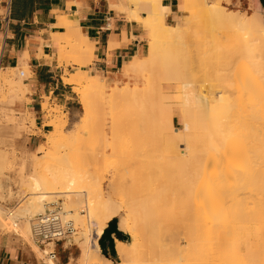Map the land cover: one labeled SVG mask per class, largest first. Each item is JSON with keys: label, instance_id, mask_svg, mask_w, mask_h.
Returning <instances> with one entry per match:
<instances>
[{"label": "rangeland", "instance_id": "1", "mask_svg": "<svg viewBox=\"0 0 264 264\" xmlns=\"http://www.w3.org/2000/svg\"><path fill=\"white\" fill-rule=\"evenodd\" d=\"M126 1H127L128 6L129 5L133 6L135 13L138 12L137 16H135L136 15L135 13H132L131 17L133 19L137 20L138 22H140L142 24L144 30H145L147 49H146L145 56L142 58L146 60L149 58V49H150L151 38H152L151 37L152 36V27L149 24L148 14L139 9V1L140 0H136V1L135 0H126ZM142 1H146V0H142ZM196 2L198 3L199 1L196 0ZM208 2L210 4H215L217 2V0H208ZM198 4H197V6H198ZM176 5H177V9H178V2H176ZM222 5L225 8L226 12L232 13V14H235L237 12L239 16L246 17L248 19L250 18L249 20H251V18L253 19V16L255 18H256V16H259V18L254 22L255 25H252V26H254L255 29H257L258 33H264V8L260 5L258 0H223ZM189 6L192 7V5H189ZM195 15H197L196 8H191L190 12H188L187 14L180 12V19L179 20L184 21L185 17H187L186 21H189L190 19H192L191 21H195L196 20ZM142 17H145V18H142ZM165 22L167 24L171 25V23L168 20V17L165 18ZM176 23H174V24H176ZM182 27H184L185 29L184 28L183 29L186 31L184 33L183 39L185 37L187 40L184 39V42L182 41L183 44L180 46V48L182 50H180V51H183V47H184L185 54H186V56H188V58L186 56L185 57L188 59L189 63H187L188 62L187 60H186L187 62L185 61V59L183 60L182 59L183 57L181 58V60H183V62L185 61V63L188 64V66L185 65L186 67H188L186 69V67L183 66L184 64L182 63L183 64L182 66L185 69L184 74H187V76H185V77L189 78L188 76L191 75V72L193 73L192 76H194V82L189 83L192 87V89L190 88L191 89L190 91H193L195 93V100H194V94L190 93L191 95H193L192 96L193 100L196 101V103H197V100L201 101V103H203V104L205 103V105H203L201 103H198V104H200L202 106H208L209 107L208 103L212 102V101H210V100H212L211 98H214V97L217 98L218 95L220 96L221 94L226 93L225 96H227L231 100L234 99V101H235V99L238 97L237 96L238 93L234 89L233 85L230 87L228 85L222 87V88L227 87L225 89V91L228 90V92L230 94H228L227 92L224 93V90L221 88L220 89H218V88L213 89L211 87L210 91H212V90L214 91V94H213L214 97H212L208 93V92H210L209 86H211V85H209V82H206V80H204V78L207 76V72L209 71L208 76L206 77V78L209 77L208 81H211L210 80L211 75H212V78L214 79V81H216V78H214V77H216L215 75L218 76L216 70L218 72H219V70L220 71L222 70L221 72H223V75H225L224 70L225 69L227 70L228 63L229 64L231 63L230 67H232V68H238V65H237L238 61H241V62L243 61L242 63H245L244 61H246V62L249 61L251 64H253L252 62L255 59V57L257 59V53L258 52L256 54H251L252 56H254V59L251 57V59H253V60H249V59L244 60V59H241L242 57H244L243 54L242 53H236V51H235V49L237 48V44H239L238 40H241V41L256 40V36L253 34V31L250 30L249 28H246L245 32H247L248 34L247 35L243 34L241 31V33L243 34L242 35L240 32L238 33V31L235 32V29L237 28L235 23H233V24H230V23L225 24L224 23V26H222V28L220 27L223 30H221L220 28L215 26V29H214V27H212V29H211L212 31L211 30H210V32H209V30L207 31V32H209L208 34L205 32H200V30H198L199 33L196 35V33H197V32L195 33V30L197 29L196 27L190 28V24L185 23V22L183 23ZM187 33L190 35H188ZM236 33H238V36L240 35L239 36L240 39L238 38V36L237 37L234 36V35H237ZM186 34L188 35L187 37H186ZM230 37H233V39ZM65 41L67 42V44ZM218 41H219V43H218ZM61 42L63 43L64 46H67L69 48V50L71 49V51H73L70 53L68 52V54L65 55L66 58L63 57L65 59H62L63 61L61 63L63 64V62H64L66 67H69V66L75 67L74 69H72V73H77L78 69H81L83 67L79 66L80 62H82V59L80 58V55H78L79 54L78 50L75 51V49H79L80 45H82V47H84V46L86 47L87 41H86L85 36L81 35V39H79V37H76L73 27H71V25H69L67 32L65 34H63V37L61 38ZM220 43H222V44H220ZM73 46H74V48H73ZM222 46H224V47H222ZM219 47H220L222 52L220 50H218ZM0 49H1V47H0ZM226 49H228V50H226ZM233 51H234V53H236V55H234V54L230 55L231 53H233ZM217 52H219V53H217ZM237 52H240V51L237 50ZM215 53H217V54H215ZM182 54L183 53H181V56H183ZM227 56H229V57H227ZM258 56H259V53H258ZM208 59L210 61H208ZM256 59H255V61H256ZM202 60L207 61V63H209V64L208 65L204 64V62ZM211 60H213V61L211 62ZM92 61H93V59H92ZM92 61H90V63H88L87 66L92 64ZM249 62H247V63L249 64ZM200 65H202L203 67ZM210 65H212V66H210ZM214 65L216 67H214ZM87 66H84V67H87ZM207 66H209V67H207ZM224 66H225V68H224ZM76 67H77V69H76ZM20 72L25 73V76L22 77V79H24V81L30 77V71L26 67L19 68V70L16 73V76L17 75L19 76ZM86 72L90 73L89 71H86ZM65 73L67 75H69V71L67 68H65ZM162 74L164 75V73H162ZM10 75L12 76L13 74H10ZM219 75L221 76L222 74H219ZM70 76L71 75H69V77ZM163 77L164 76H161L160 70H158V69L148 70V71H138V72L132 73L128 76H125V78L120 77L119 79L114 80V81L109 80V79H107L101 75V78L104 80L105 84H102L101 82L96 81L91 77L92 80L96 84H98L100 86V88L102 89V91L104 92L103 95H97L98 93L96 94L95 92H94V95L93 94L89 95L92 97V99H91L92 101L96 100L94 102V104H95L94 108L92 107L95 111V113L93 112V114L95 115L94 120L96 119L95 120L96 124L94 125V123H93L91 128H89V126L85 127V125H84L85 122L86 121L90 122V120H91L90 117H92L94 115H92V116L90 115V117H88L90 119L84 118L85 112L83 110V105H82V97H83V89L84 88L75 85L74 91L77 94V103L74 105L73 111L64 110L61 107H58L57 105L52 104L50 101H47L43 105V111H44V113L48 119L47 125L49 126V128L44 133H43V131H40L37 129V127L35 126V123H34L33 116L31 115V113L26 108V103H29L26 99L27 91L24 92L23 94H21V92L20 93L14 92L11 94V91L7 90L8 87H4L3 85H1L3 87H1V90H0V101L7 102L11 99L12 96L14 97V103L9 105L8 109L3 110L1 115H0V119H1L0 125L3 126L6 124V125L14 127V130L12 131V133L10 130H9V133L7 132L9 135H7V133L5 131L4 133H6V134L0 136V142H1L0 148L2 151H5V154L8 153L7 156L10 158L11 164H13L11 170L8 171L7 173L10 176L11 181L16 182L15 184L12 183L11 181L9 182L10 189L13 192L12 193L13 194L12 200H10V201L7 200V202L4 201L1 203L2 208L4 210L6 209L5 213L6 212L8 213L10 211L15 212V215L17 216L15 218H17V219H15L14 221L17 220V223L27 221V219L21 215V210L24 209V205H25L24 200L27 201V198L31 197L32 191L30 190L31 189L30 187L25 186V185L22 186V185L17 184V183L20 182L19 180L21 179V177L27 176V174L31 173L32 164L34 162H39L40 167H39L38 171H40L41 173L49 174V173H54V172H56V173L70 172L72 175H77L78 178H80L79 179L80 181L82 180L79 184L80 186L81 185L88 186L89 184L90 185L92 184L95 186L97 184L102 183L101 186H102L103 193L105 195L106 200H110L114 204L116 203V204H119L121 206L123 205L125 210H124L123 214L121 215V218H125V217L128 218L129 213L132 210H134V213H136V211L139 207H140L139 209L141 210V212L145 210L144 211L145 213H150V215H155V216H151V218H147L148 219L147 220L148 222H147L145 219H143L142 215L140 214L141 212H139L140 210L138 209L139 211L137 214H139L140 217L138 215L139 219H137L138 217H136L135 221L137 222L139 227H141L140 225H142V224H140V222L144 223L146 229L144 228V232H145L144 233L142 230L143 229V227H142V229H141L142 234L144 233V235H145L148 233L149 234V235L147 234L149 236L148 240L150 239L149 240L150 242L151 241L153 242V240H156V241H154L155 242L154 246L157 249H159V247H160V249H161V247H165V248L169 247L170 249H172L173 247L171 248V246H176L178 243H181L184 246L188 242V244L190 243L191 245L194 243L193 246H195V247H197V245H198L197 248L200 247L199 249L196 248L197 250L196 249L194 250L195 247L191 248V251L192 250L194 252L196 251L195 255H197V256H198V253L201 254V256H203V255L206 256V254L209 253L211 257L213 256V257L217 258L218 256H222V254H220V253H226V255L228 257V256H230V254H228L227 251L225 252L224 250L226 249V250L230 251L231 247L233 249L234 244H237L236 247H234L235 248L234 250H236V252H239L240 256L244 255V256H242V258L243 257L245 258L246 255L248 256L250 254L249 251L251 252L250 255L251 256L253 255L252 257H254L256 255L255 252L259 253V249H261V248L259 246L260 245L259 239H257V238H259L258 237V230H259L258 226L259 225H258V223H256L258 220L256 221V218L253 216H252L253 218H250L252 215V212L249 213L248 211L247 212L249 213L250 217L248 215L247 216L250 219L248 217L245 218L244 217L245 215L242 217V215H239V213L242 209L238 208L239 207L238 204L236 205L237 207L236 206L234 207V203H235L234 196L238 194L236 196L238 198L241 194V197H242V195L245 194L244 192L246 190L244 192H242L241 188L243 189L244 187H246V184H245V186H243L244 185L243 184L242 185L243 187L241 186V188L238 187L241 184H238V185L236 184V186L239 188V191L241 190V192L243 193L242 194L241 192H239L240 193L239 194L235 190H234L235 192L233 191V189H232L233 187L231 186L232 183H230V187H232L230 189L229 183L226 181V179L221 180L223 182L225 180V182H227V184H228L227 189L229 188L230 190H232L229 193L228 190L226 189V191L229 193V195L232 192H233L232 193L233 195L235 194L234 196H232L233 198L231 197L232 194L229 196L233 199L232 200L229 198L230 201H232L233 203L232 202L230 203V201L228 203L229 199L226 200V198H225V200L227 201V204H229V205H227L225 203L226 207L227 206H228V208H231L232 206L234 207V208L232 207L233 209H231V211H229V209H227L231 213L225 212L226 211V210H224L225 205L222 203L224 201L223 197H221V199L218 197L220 191L222 193V194L220 193V195L223 196V194H224L225 197L228 196V193H227V195H226V191H224L225 193H223L222 187H224V185L222 187H219L220 183L222 185V182H218V180H216V178H214L215 179L214 180L213 179L214 174L213 175H211V174L215 173V169L221 170L222 167L224 168L225 163L227 161L225 162V159H224V161H223V159H221L222 161L218 160L219 162H221L220 165L218 164L219 168L216 166H213L215 163H217V160H213V161L211 160L212 164H210V167H209V163H207V162H205L206 164L204 163L205 168L202 167L203 170L205 169L202 172V173H204L202 177H203V179L207 177L205 179V183H206L207 188L205 190H203L204 195H206L208 197L207 198L208 202L212 201L215 198L214 201L217 203V205L215 204L214 201L209 202L210 204H213V205H210L207 203V200H205L204 198H203V201L201 200L202 195H203L201 183L198 182V183H200L199 184L200 188H199L198 183H196L194 181L195 179L197 180L198 176L194 180H192L191 176L189 175L191 178L190 179L189 176L187 175V173H189L188 172L189 168H191L192 166L189 165L188 170H185V171H187L186 173L183 170V168L186 165H185V163H182V161H180L181 159L179 158L180 159L179 160L178 157L181 155H183V156L186 155L185 151H186V147H187L186 146L187 139H186L185 135H182L183 138L181 136V137L176 138V139H174V138L170 139V136L168 135V131H167L168 129L166 130V128H167V126H166V121H167L166 119L167 118L166 117H167L168 109H170V112L172 114L173 128H176V129L185 128V124H184L185 123V121H184L185 116L183 114V106H182L183 82L181 80L179 81V79H177L179 82L178 81L174 82L172 80L170 82L168 80L169 76L167 78V81L164 80L165 77H164V79H163ZM12 78H14V75L12 76ZM19 78H21V76H19ZM191 78L187 79L186 82H188ZM192 80H193V78L191 79V81ZM184 82H185V80H184ZM212 83H213V80H212ZM184 86L186 87L187 83H185ZM125 87L127 89L129 88L131 90L137 89L136 92H139V91L143 92L144 91L147 94L146 98H148V100H149V102H147V105L141 99H140L141 101H139L138 98H137L138 100L137 99L135 100V97L132 98L133 96L131 97L129 95H126L123 97L122 95H120L119 93L123 92V90H125ZM122 88H124V89H122ZM3 89H5V90H3ZM2 90L4 92H1ZM234 90H235V93H237V94L234 93V95H233ZM7 91H8V93H7ZM16 93H18L17 96L19 98H17ZM115 95H117L118 97L116 96L117 97L116 98ZM93 96H97V97L101 96L102 98L104 97L102 99L103 103H102V101H100L101 99L99 100V98H98V100H97L96 97H93ZM196 96H197V98H196ZM231 96H233L234 98ZM200 97H204L205 99L207 98L206 99L207 101L204 102L203 101L204 99H201ZM93 98H94V100H93ZM199 99H201V100H199ZM208 99H210V100H208ZM142 102H144L145 105L143 104V106H142V104H141ZM91 103L93 104V102H91ZM129 115H130V117L132 116V120H133V115H134V118H137V119H139V117H140L141 121L143 118H145L147 120L144 119L146 122L144 124L142 123L143 126H141L140 124L138 125L136 123H134L135 125H133V123L131 124V122L128 119ZM147 116H148V118H147ZM85 117H86V115H85ZM115 119H118V121H115ZM83 120H86V121H83ZM64 121L65 122L67 121V122L65 123ZM7 122H10V124ZM81 122H83V123H81ZM56 124H58L59 127H62L61 129L63 131L64 137L70 136V139H71V137H75V136L79 137L77 134H79L80 132H81V134H79V135H84L83 139L80 140L79 142L77 141V144L74 143L75 147H74V145L72 147V150H73V148H75L76 152L75 151L74 152L76 153V155H74V156H77V157H74L76 159L74 161H72L73 163L71 165H69V167L63 166V161L60 162L61 160H63V158H61L62 156H60V155H63V154L68 155V151H70L69 152L70 155L71 154L73 155L74 153H71V150H68L67 148L64 149V148L58 147L57 140L59 139V135L56 132ZM90 124L88 123V125H90ZM117 124H119V125H117ZM82 125H84V127ZM79 126L82 127V129H80ZM261 128H262V126H261ZM79 129H80V131H77ZM47 131H49V132H47ZM4 133H2V134H4ZM3 140H4V143L2 142ZM65 150H68V151H65ZM56 152H57V156H56ZM54 155H55L56 159L53 158ZM70 155H68V157ZM57 157L61 158L59 161L60 163H56ZM52 158H53V161H52ZM71 159H73V157ZM155 159L157 160V162ZM174 161H176V162L174 164H172V162H174ZM214 161H215V163H213ZM241 161L244 162L242 159H241ZM241 161H239V160H238V162L236 161L235 165L233 164L235 161H233L232 164H230L231 163L230 161L227 163L226 166H227V169H229L228 170L229 172L227 173V176H226V177H228L227 180H230L231 182L236 181L235 183L240 181V179H242L244 182L249 180V179H247L248 177H250L249 173H251L249 171L250 170L249 167L251 166V169H253V163L251 161L250 166L248 163L246 166L245 165L246 162L243 164ZM180 162H181V165L183 164V168L182 169L180 168L178 171H181V170L184 171V172H182L183 174L181 172H179L183 176H184V173L186 174V176L182 177V179L180 177H178L179 173H177L178 172L177 169L179 167H182L179 164ZM170 163H171V165H169L170 168H168L167 165ZM237 163H239V164H237ZM151 164L154 165L153 166L154 170H152ZM229 164H230V167H232V168H229V166H228ZM22 165H24V169H23L24 172L22 171L24 174L21 172ZM148 165H149V167L151 166L150 169L147 167ZM222 165H224V166H222ZM232 165H234V168ZM155 166H156V169L158 166V171L155 169ZM172 166H174V167H172ZM247 167L249 170H247ZM263 167H264V165H263ZM235 168H236V170L239 169V173H240V170H242L241 171L242 175L244 174V171H247V173H246V174H248L247 177H246V174H244L243 177H240L239 173H237V172L234 173L232 171V169H235ZM243 168H244V170H243ZM184 169H186V168H184ZM209 169H211L210 170L211 172L209 171ZM263 169L264 168H262V170ZM149 170H150V172H148ZM155 170L159 174V175L157 174L159 176V178L157 176H156V178L159 179V182H158L159 184L161 181L160 185L157 183L158 179H156V178H153L154 181L151 180L154 184L150 183L151 184L150 185L148 182V179H150V176L151 177H153V175L155 176V174H154ZM170 171H173L175 173H171ZM230 171H232L234 174H236V173H237V175L239 174L238 178L237 179L234 178L235 175L233 174L234 175L233 176ZM253 171H254V169H253ZM151 172L153 175L151 174ZM221 172H222V170H221ZM202 173L201 174L199 173L200 174L199 177L202 175ZM225 173L223 172L222 174H225ZM219 174H220V172L216 173L215 175H217V176H215V177L220 176ZM244 176L246 177L247 180L244 179L245 178ZM136 177H137L139 183L134 181V179ZM174 177H176L178 179H176ZM186 177H188L190 180V181L187 180L188 182H191V180H192L194 183L197 184V185L195 184L197 187H195L193 185L195 189L198 188L197 190H194V192H193V190L191 189L192 190L191 191L189 185H187L189 187V190L187 189L188 187L186 186V183L184 182L186 179H183ZM143 178H145V180ZM179 179L181 182L179 181ZM212 180L214 182H218V185H215V186L212 185L214 183ZM141 181H142V184H141ZM169 181H170V185H169ZM144 182H145V186H147V182H148L149 186H152V187H150L152 189L151 191H149L150 189L148 187H147L148 192L146 191L147 188L144 186ZM162 182H163V184H162ZM183 182L185 183V187L182 190L181 188L183 187ZM201 182H202V180H201ZM135 183L138 185H136ZM240 183H243V182L240 181ZM248 183L250 184V187L252 186L253 191L251 190L252 192H250V190H249V192H248V190H247L246 193L250 194L251 197H253V198L255 197L254 199L257 202L256 196H258V194L256 191H254V190H257L255 188L256 186H255V184L253 185L250 182H248ZM248 183H247V187H248ZM171 184L174 186V189L176 187V189L178 190L177 193L179 195L174 194V192H173L174 189H173V186ZM135 185H136V188L133 187ZM162 185H164V186H162ZM190 185H191V183H190ZM139 186H140V188H139ZM169 186H170V188H169ZM179 186H181V187H179ZM212 186H214L213 188H215V191H217L216 189L219 190L218 193L216 192L217 195L216 194L213 195L214 191H212L213 190ZM233 186H234V184H233ZM137 187L139 189H137ZM155 187L157 190L160 189L159 190L160 192H158L159 194L157 193L158 195H156L153 191V190L156 191ZM237 187L234 189L238 190ZM178 188L181 189V192H182V195L184 198L181 197L182 195H180L181 192L179 193L180 189H178ZM20 189H21V191H20ZM134 189H136V190H134ZM249 189H251V188H249ZM161 190H162V192H161ZM171 190H172V192L170 193ZM184 190H185V192H186V190L188 192H186V193L184 192V194H183ZM17 192L21 195H19ZM192 192L195 193L193 195L195 197L193 200L195 206L193 205V207L196 208L197 203H195V201H197L199 203L200 202H202L203 204L205 203L204 205L202 203H200L201 205L204 206V208L199 203H198L200 205L199 209L198 208L195 209L193 207H190L193 204V202L189 199L190 203H192V204L188 203L189 202L188 198L192 195L191 194ZM185 194H186V199H185ZM247 194H246V196H247ZM250 195H248V198L252 199L250 197ZM170 196H171V198L168 199V197H170ZM211 196H212V198H211ZM216 196L218 197V199H217L218 201L216 200ZM244 196L242 198L244 201L245 200L248 201V202H246L248 205V208L249 207L252 208V206H250V205L253 202L251 201L252 203L250 204L249 199H244ZM94 197H96V195H94ZM172 197L174 199H176L178 197L177 200L174 201V203H171ZM179 197H180V199H179ZM72 198H77V197L73 196ZM150 198H152V199H150ZM182 198L185 199L186 201H188V202L184 201L186 204H189V206H187V209L185 207V209L188 213L189 212L192 213L190 210L192 208H193L192 210L194 213H195V211H197V214H199V212L201 210L203 212V209L208 208L207 209L208 213H210V214H208V216H210L211 221L214 220L210 224L212 225V224H215L216 221L217 222L219 221V223L217 225L215 224L216 227L218 226L217 229H215V227L213 225L216 234L219 231H229V228L226 229L227 227L226 228H224V226L221 227V225H223L224 222H225V224L230 223L231 225H233V224L235 225V226L233 225V227L230 226L231 227L230 231L234 230L233 232L230 233V237H229L230 231L225 232L224 236L222 237L221 244L223 245V247L221 249L216 248L219 245L215 241H213V240H215L214 238H212L213 240L210 238L212 241H209L210 239L208 237H210V236L212 237V235H213V233L210 234V232L212 230L209 232V229H208L209 233L208 232L207 233L210 236L205 231L204 234H206V236L208 235L206 238H205V236L202 237L203 235L201 237H199V236L196 237L197 239L200 238L199 241L201 240L200 241L201 245H200L199 241L196 240V238H195V241H197V242L195 245V241L191 238V234L188 232V230H190V228H188V230H187V227H190V225H187L186 229H184V230H183V228L180 229L178 226L176 227V225L179 222H181V221H179V218L181 220L180 211L182 210L181 207H182L183 203L181 202L182 203L181 204L179 202V200H181ZM239 199L242 200L241 198H239ZM239 199H237V200H239ZM254 199H252V200H254ZM95 200L98 201V199H96V198H95ZM240 200L238 202H241ZM151 201H153V202H151ZM154 202H156L155 208H157L158 211L155 210L154 207L152 208V206H154L153 205ZM238 202L236 201V203H238ZM63 203H64V199H59L56 204L55 203L51 204L50 205L51 210L47 209L46 212L56 210V211L61 213L63 211V207H64ZM145 203L147 205L146 207H144ZM148 203H150V204H148ZM221 203L224 206L221 205ZM243 203H245V202H243ZM149 205H150L151 209L148 208ZM170 205L172 206V208ZM19 206H21V207H19ZM175 206L177 208L178 207L179 208L177 209ZM220 206L224 207L223 211H221V209L223 207L220 208ZM142 207L144 209H142ZM241 207H243V206H241ZM135 209H136V211H135ZM188 209H189V211H188ZM209 209L210 210L212 209V210L210 211ZM234 209H237V210L239 209L238 210L239 213L236 212V210L234 211ZM246 210H247V206L244 209V211H241V212H243L242 214H244L246 212ZM83 211L84 212L82 214L86 216L85 217V229L87 230V228L89 227L88 230H90V228H93V225H91L92 223L90 224L88 222V214L86 212V208H83ZM155 211H156V213H155ZM253 211H255V209H253ZM144 212H142V213H144ZM202 212H201L200 216L199 215H197L198 217L196 216L197 218L196 217L193 218L194 215L192 216V219L195 220V221L194 220L193 221L196 222L197 225L194 224V222H193V224L197 227H199V226L201 227L203 225L201 222L204 223V221L206 220L204 217L205 214H203ZM167 213L170 215H168ZM183 213L184 212L181 213L182 216H183ZM228 213L231 215L229 217L225 216ZM235 213H237L238 215H235ZM178 214H179V216L177 217L176 215H178ZM36 216H38V215H36ZM220 216H222L223 221H221ZM237 216H238V218H237ZM239 216H241V217H239ZM35 217H33V219ZM169 217H171V218H169ZM211 217L213 220L211 219ZM90 218H91V216H89V219ZM121 218L118 217L117 221L120 222ZM176 218L178 219V221ZM192 219L190 221H192ZM198 219H201L200 220L201 222L198 223L197 222ZM202 219H204V221ZM238 219H240L241 221H246V222H239ZM175 220H176V222H173ZM230 220H231V222H230ZM232 220H235V222H233ZM8 221L10 223L12 222L10 220H8ZM71 221H73V220H71ZM138 221H140V222H138ZM170 221L172 223H170ZM190 221H189V223H191ZM248 221H250V222H248ZM86 223H87V225H86ZM198 224H200V225H198ZM74 225H75V222H74ZM90 226H92V227H90ZM75 227L77 230L76 235L67 240L68 243L70 242L69 243L70 246H69L68 250H66V252H63L60 248L57 247V245L56 246L52 245L50 250H53L55 247L57 257L58 258L62 257L63 262H65V260H67V262H69L71 264H85L83 262V258L81 257V249H80L81 244L80 243H82V241H83V238L81 236V232L82 231L85 232L86 230L81 229V227H79V225H75ZM236 227H238V228L236 229ZM241 227H242V230H241ZM232 228H233V230H232ZM15 229L17 230V227H15ZM160 229H161V231H160ZM192 229H194V226ZM195 229H199V228L195 227ZM139 230H140V228H139ZM177 230H179V231H177ZM182 230H183V232H182ZM18 231H19V229H18ZM170 231H171V233H170ZM175 231H177V232H175ZM2 233H0V237H3V236L8 237L9 236V235H7L6 231L2 232ZM169 233H170V235H169ZM144 235H142L143 239H146L147 236L145 235V237H144ZM10 236H11V238L14 236L12 239H16V240L22 242L23 244H25L26 246H29V248L32 251H34V248L37 246L33 242L32 237H31V241H28V240L16 238L18 236H15V235H10ZM10 236H9V238H10ZM126 236H127V241L131 242V240H132L131 237L128 235H126ZM169 238H171V240ZM225 238H227V239L225 240ZM146 240H144V242H146V243L149 242ZM202 240L205 242L202 243ZM206 240H208V243L211 242V244H213L212 245L213 247H210V245L208 246L207 245L208 243H206ZM235 242H237V243H235ZM197 243H199V244H197ZM205 243H206V245H205ZM215 243L217 245H214ZM30 244H33L32 245L33 248ZM238 244H239V249H238ZM157 245H160V246H157ZM193 246H191V247H193ZM225 247H227V248H225ZM37 248H39V247L37 246ZM247 248H249V249H247ZM46 249H48V248H46ZM220 250H221V252H220ZM193 251L190 254V259H192V261L193 260L195 261L196 257L193 256L194 255ZM216 251H218L217 256L214 255V254H216ZM206 252H208V253H206ZM247 252H248V254H247ZM231 254H233V252H231ZM35 255L37 256V258L39 260L44 258V254L40 253V255H39L38 253H35ZM201 256H198V257H201ZM224 257L227 259L226 256H224ZM248 257L250 258V256H248ZM248 257H246V259H244L245 264H247V263L248 264L249 263L250 264H252V263L256 264L255 263L256 261L258 264V260H257L258 256L257 257L255 256L257 259L255 257L253 258L254 259L253 262L251 260H249ZM227 260H224V261H227ZM246 260H247V262H246ZM113 262H115V263L119 262L118 257H117L116 261H113ZM227 262L230 264V259ZM223 263H225V262H223ZM223 263H221V264H223ZM49 264H51V261H49ZM238 264H240V263H238Z\"/></svg>", "mask_w": 264, "mask_h": 264}, {"label": "bare ground", "instance_id": "2", "mask_svg": "<svg viewBox=\"0 0 264 264\" xmlns=\"http://www.w3.org/2000/svg\"><path fill=\"white\" fill-rule=\"evenodd\" d=\"M124 1L127 3L126 0H124ZM198 1H199L198 2L199 4L196 2V0L195 1L194 0H177V2H178V10L180 12H182V13L187 14L188 12H190L191 8H196V10H197V15H195L196 16V20L195 21H191L192 19H190L189 21H186L187 17H185V20H184L185 23H189L190 24V28L191 27H193V28L196 27L197 28L195 30V33L197 32L196 35L199 33L198 30H200V32H205V33L208 34L210 32V30L212 29V27H214V29H215V26L218 27V28H220V27L222 28V26H224V23L225 24H227V23H230V24L235 23L236 26H237V28L235 29V32L238 31V33L239 32L241 33V31H242L243 34L247 35L248 33L245 32V29L249 28L250 30L253 31V34L256 36V40H244V41L238 40L239 44H237V48L236 49L238 51H240V52H237V50L235 49L236 53H242L243 54L244 57H242L241 59H244V60L245 59L246 60L247 59L253 60L254 56H252L251 54H256L258 52L259 53V56H258V53H257V59L258 60L255 57L256 61L254 59L253 62H252L253 64H251L249 61H247V62H249L250 65L246 61H244L245 63H242L243 61L242 62L238 61V64H237L238 68H232V67H230L231 63L230 64L228 63L227 70L226 69H225L226 71L224 70L225 75H223V72H221L222 70L221 71L219 70V72L216 70V72L218 74V76L215 75L216 77H214V78H216V81H214V79L212 78V75H211L212 73L210 74L211 75L210 77L212 79L210 78L211 81H208L209 77L208 78H206V77L208 76V72H209L208 70L209 69L207 68L208 72H207V76L205 77L206 79L204 78V80H206V82H209V85H211V86H209L210 88L208 87L209 91H210L211 87L213 89H217V88L220 89L221 88V89L224 90V93L227 92L228 94H230L228 92V90L225 91V89L227 87H224V88H222V87L223 86H227V85L230 87V86L233 85L234 89L238 93V95H237L238 97L235 99V101H234V99L231 100L227 96H225L226 93L225 94H221L220 96L218 95L219 97L216 95L217 98H215L213 96V94H214L213 90H212L213 92L212 91L208 92L210 94V96L214 97V98H211L212 100L208 99V100L212 101L211 103H208L209 107L208 106H202V105L198 104V103H201V101L197 100V103H196V101H194L195 100V93L193 91H190L192 89V87L189 84V83H193L194 82V76H192L193 73L191 72V75L188 76V77L189 78L192 77L193 80L191 81V79H192L191 78L188 82H186V80L189 79V78L185 77V76H187V74H184L185 69L183 68V66H185V65L188 66L187 63H189V61L187 59L188 56H186V54H185L184 47H183V51H180V50H182L180 48V46L183 44L182 41L184 42V39H186L185 37L183 39L184 33L186 32L184 30L185 28L182 27L184 22L181 23V25L178 24L177 26L169 25V24H167L165 22L166 16L170 15L171 11H170V7L168 5L163 4V0H146V1L140 0L139 1V9L141 11H144L145 13L148 14L149 24L152 27V36H151L152 38H151V44H150V49H149V58L144 60V61H141V59L139 60L138 58H133L134 59L133 62H131V63H129V64H127V65H125L123 67V69H122L123 72L122 73H123L124 76H128V75H130L132 73H135V72H138V71H148V70L158 69V70H160L161 76L165 77V79L163 77L164 80L167 81V78L169 76L170 79L168 78V80L170 82H171V80L174 81V82L178 81L177 79H179V81L181 80L183 82V97H182V101L183 102H182V106H183V114L185 116L184 117L185 128H182V129L173 128L172 114L170 112V109H168L167 117H166L167 118L166 119L167 120L166 121V126H167L166 130L168 129L167 131H168V135L170 136V139L171 138L172 139L173 138L176 139V138L181 137L182 135H185V137L187 139V141H186V146L187 147H186V151H185L186 155H184V156L181 155L182 157L181 156L178 157V159L179 158L181 159V160L180 159L179 160L182 161V163H185L186 166L184 168H186V169L183 168V164L181 165V162H180L179 164L182 167H179L177 169V171L180 168L181 169L183 168V170L185 171V170H188L189 165L192 166L191 168H189L190 171L188 170L189 173H187V175L188 176L190 175L192 180H194L198 176L197 180L195 179L194 181L196 183H198V182L201 183L202 193H203L201 200L203 201V198L205 200H207V198H208L206 195H204V191H203V190H205L207 188L206 187V183H205V179L207 177L204 178V179L202 177L203 174H204L202 172L205 170V169L204 170L202 169V167L205 168L204 163L205 162L209 163V167H210V164H212L211 160L212 161L213 160H217V163H215V161L213 162V163H215L213 166L218 167V164L219 165L221 164V162H219L218 160L222 161L221 159H223V161H224V159H225V162L227 161L225 163V166L222 165V166H224V168L222 167V169H221L222 172H221V170H216L215 169V173H212L211 175L214 174L213 179L216 178V180H218V182H222V185L220 183L219 187H222L224 185L225 188L222 187L223 188V193H225L224 191H226V189H227V186H228L227 182H228L230 189L233 187L232 188L233 191L235 190L238 193L241 192V190H242V192H244L246 190L244 192L245 196L242 195V197L244 196V199H249V203L250 204L252 202L256 203V204L254 203L255 205L252 203L250 205V206H252V208L251 207L248 208V205L246 203L248 201H246V200L244 201L243 198L241 197L240 193H239L240 196L238 198L236 197L238 194L237 195L234 194L235 196L232 194L233 192L231 193L232 195L230 194L231 197L234 196L235 203H236V201L238 202L240 200L239 198L242 199V200H240L241 202H238L236 204L234 203V207L238 204V206H239L238 208L242 209L241 211H244V209L247 206V210H246V212L244 214H242L243 212H241V211H240V213H241L240 214L239 211H238L239 209L238 210L234 209V211L236 210V212H238L239 215H242V217L245 215L244 216L245 218L248 217V216L250 217L249 213L252 212V215H251L250 218L255 217L256 221L258 220L256 223H258V225H259L258 226V229H259L258 230V237L259 238H257V239H259V244H260L259 246H260L261 249H259V253L255 252L256 253L255 256L256 257L258 256V259L255 256L254 257L258 260V264H264V169L262 170V168H264L263 167V165H264V33H258L257 29H255V27L252 26V25H255L254 22L259 18V16L255 15L256 18L253 16V19L251 18V20H249L250 18L248 19L246 17H241V16L238 15L237 12L235 14L228 13V12H226L225 8L222 5V1L223 0H217V2L215 4H210L208 2V0H198ZM188 4L192 5V7L189 6ZM197 4H198L199 7L197 6ZM116 9H118V7H116ZM131 13H135V12L133 11ZM135 14H136L135 16H137L138 12L135 13ZM63 21H65V20H63ZM59 22H60V20H59ZM61 24H62V20H61L60 25ZM60 25L58 23V26H60ZM61 26H63V24ZM71 27H73L76 37H79V39H81V35L82 34H81L80 30L78 28L72 26V25H71ZM208 30H209V32H207ZM221 30H223V29H221ZM238 33H236L237 35H234V36L237 37ZM187 34H186V37L188 35H190V34H188V35ZM239 36H238V38H239ZM230 38L233 39V37H230ZM219 41H218V43H219ZM66 44H67V42H66ZM220 44H222V43H220ZM87 45L88 44H86V47L84 46L85 48L82 47V45H80L81 47L79 46V49H75V51L78 50V53H79L78 55H80V58L82 59V62H80L79 66H86L94 58V47H93V45H91V44H89L88 46ZM224 46H222V47H224ZM73 48H74V46H73ZM218 50L221 51L220 47H219ZM226 50H228V49H226ZM68 52L70 53V52H73V51H71V49L69 50V48L67 46L61 45V49H60V53H59L60 55L58 54L60 62L63 61L62 59L66 58L65 55H67ZM219 52H217V53H219ZM181 53H183L182 54L183 56H181ZM217 53H215V54H217ZM236 53H234V51H233V53H231L230 55H233V54L236 55ZM25 56H27V55H25ZM63 57H65V58H63ZM227 57H229V56H227ZM251 57L253 59H251ZM181 58L183 60L185 59V61L187 60L188 62L187 61H186L187 63H185V61L183 62V60H181ZM202 61L204 62V64H207V65L209 64V63H207V61H204V60H202ZM208 61H210V60L208 59ZM212 61L213 60H211V62ZM60 64L62 65V63H60ZM63 64H64V62H63ZM22 66H24L23 63H22ZM200 66H202V65H200ZM210 66H212V65H210ZM207 67H209V66H207ZM214 67H216V66L214 65ZM187 68L188 67H186V69ZM224 68H225V66H224ZM18 70H19V68L7 69V70H4L3 68L0 69V90H1V87L4 86V87H8L7 90L11 91V94L14 93V92H18V93L21 92V94H23L24 92L28 91V88H27V86L25 84L24 79H22V77L19 78L20 75L19 76L17 75L18 77L16 76V73H17ZM162 73H164V75ZM10 74H13L14 78H12L13 75L11 76ZM219 74H222V75L220 76ZM184 80H185V82H184ZM212 80H213L214 84L212 83ZM64 81H65V83H67L69 85H74V86L76 85V86H80V87L84 88L83 89V97H82L83 110H84L85 115H86V117L84 115V118L87 119L88 117H90V115L91 116L94 115L93 112L95 113V111H94L93 108L95 106L94 102L96 100L92 101L91 100L92 97L89 96V95H92V94L94 95V92L96 94L98 93L97 95H103L104 92L102 91V89L100 88V86L98 84L93 83L90 80L88 72L81 71V70L78 69L76 74H73V75H71L68 78H65ZM185 83H187L186 87L184 86ZM1 85H3V86H1ZM5 89H3V90H5ZM122 89H124V88H122ZM3 90L1 92H4ZM132 90L129 89V88L127 89L125 87V90H123V92H120L119 94L122 95L123 97L126 96V95H129L131 97L133 96L132 98L135 97V100L138 98L139 101L142 100L147 105V102H149L148 98H146L147 94L144 91L143 92L142 91L141 92L140 91L136 92L137 89H134L133 90L134 92ZM235 90L233 91V95L235 93ZM7 93H8V91H7ZM18 93H16V96H17ZM190 93L194 94V100L192 98L193 95H191ZM237 93H235V94H237ZM116 96L117 95H115V97ZM93 97H96L97 100H98V98H99V100L101 99L100 101H102V103H103L102 99L104 97L103 98L101 96H99V97L93 96ZM231 97H233V96H231ZM17 98H19V97L17 96ZM196 98H197V96H196ZM200 98L204 99L203 100L204 102L207 101L206 100L207 98L206 99L204 97H200ZM201 99H199V100H201ZM93 100H94V98H93ZM91 102H93V104ZM144 102L141 103L142 106H143V104L145 105ZM13 103H14V97L13 96L7 102L0 101V115H1L3 110L8 109L9 105H11ZM201 104H203V103H201ZM203 105H205V103ZM128 117H129L128 118L129 121L131 122V124L133 123V125H135L134 123H136L138 125L140 124L141 126H143V124L146 122L145 120H147V119L143 118L142 121H141L140 117H139V119H137V118H134V115H133V120H132V116L130 117V115H129ZM90 118H91L90 122L86 121V120H83V121L87 122V123L85 122V124H84L85 127L89 126V128H91L93 123H94V125L96 124L95 123L96 119L94 120L95 115L90 117ZM90 118H88V119H90ZM147 118H148V116H147ZM115 121H118V119H115ZM7 123L10 124V122H7ZM81 123H83V122H81ZM88 123L89 124L91 123L90 124L91 126L88 125ZM84 125H82V126L84 127ZM117 125H119V124H117ZM261 126H262V128H261ZM61 128L62 127H59L58 124H56V132L59 135V139L57 140V145L60 148H64V149L67 148L68 150H71V153H74V154L70 155V153H69L70 151L65 150V151H68V155H70V156L68 157V155H65V154L60 155V156H62L61 158H63V160L60 161L61 158L57 157L56 163H60V162L63 161V166H65V167L68 166L69 167V165H71L73 163L72 161H74L76 159L74 157H77V156H74V155H76V153H75L76 150H75V148H73V150H72V147H73L74 143L77 144V141L79 142L80 140H82L84 135H79V134H81V132H80L79 134H77L79 137L75 136V137H71V139H70V136L69 137L68 136L64 137L63 131H62ZM80 129H82V127H80ZM80 129L77 130V131H80ZM9 130L12 133V131L14 130V127L6 125V124L3 125V126L0 125V136L5 135L7 132L9 133ZM5 131H6V133H4ZM2 133H4V134H2ZM8 133H7V135H9ZM182 138H183V136H182ZM2 142L4 143V140ZM74 147H75V145H74ZM7 154H5V151H2L1 148H0V233L6 231L7 235H9V236L10 235H15V236H18L16 238L31 241V226H32V222L31 221H32L33 217H35L36 215L45 214L47 209L51 210V208H50L51 204H53V203L56 204L59 199H64L63 211L60 213L64 220H70L71 219V220H73L75 222V225H79V227H81V229L84 230L85 229V217L86 216L83 215L82 213L84 212L83 208H86V212L88 214V222L90 224L92 223L91 225H93V228H90V230H88L89 229V227H88L87 230L85 229L86 230L85 232L84 231L81 232V236L83 238V241H82V243H80L81 244L80 249H81V257L83 258V262L85 264H221L223 262H225L223 264H226V263L229 264L227 262L229 259H230V264H232V263L233 264H238V263L245 264L244 259H246V257H248V256H250V258L248 257L249 260H251L252 262L254 260L253 259L254 257H252L253 255L252 256L250 255L251 254L250 251H249L250 254L248 256L246 255L245 258L244 257L242 258V256H244V255L240 256V253L236 252V250H234L235 249L234 247H236L237 244H234L233 245L234 246L233 249L231 247L230 251L226 250V249L225 250L223 249L225 252L227 251V253L230 254V256L227 257L226 253H220V254H222V256L223 255L226 256L227 259L229 258L228 260L224 256L223 257L222 256H218L217 258H215L213 256L211 257L208 252H206L208 254L205 253L206 256L203 255L204 257L201 256V254H199L197 252L198 256H201V257H198L197 255H195L196 251L194 252L192 250L193 253H194L193 256L196 257L195 261L194 260L192 261V259H190V254L192 252L191 248H194L195 246H193L194 243L191 245L190 243L188 244V242L184 246L181 243H178L176 246H171V248L173 247L172 249H170L169 247L168 248L161 247V249L159 247V249H157L154 246V244H155L154 241H156V240H153L154 243L152 241L150 242L149 241L150 239L148 240V238H149V236H148L149 234L148 233H147L148 235L145 234L147 236L146 237L147 240L143 239L142 235H144V233H145L144 232V228H145L144 223L138 221V222H140V224H142V225H140L141 227H139V225L135 221L136 217H138V215H139L137 213L140 210L139 209L140 207L138 208L139 210L137 209V211L135 209L136 213H134V210H132L129 213V217L128 218H126V217L125 218H121V215L123 214V212L125 210L123 205L121 206V205L116 204V203L114 204L110 200H106L105 195L103 193L102 186H101L102 183L97 184L95 186L92 185V184H91L92 186L90 184L88 186H86V185H84V186L81 185L80 186L79 184H80V182L82 180L80 181L79 180L80 178H78L77 175H72L70 172H65V173H56V172H54V173L44 174V173H41L40 171H38V169L40 167V163L39 162H34L32 164L31 173L27 174V176L21 177V179L19 180L20 182L18 181L19 183H17V184H20L22 186L25 185V186L30 187L31 188L30 190L32 191L31 192V197H28L29 199L27 198V201L24 200V202H25L24 209L21 210V215L24 218H26L27 221L26 222L17 223V220L14 221L15 219H17V218H15V217H17L15 215V212L10 211L8 213L7 212L5 213L6 209L4 210L2 208V205H1L2 202H4V201L7 202V200L10 201L13 198V196H12L13 192L11 191L10 185H9V182L11 181V178H10V176L7 173L8 171L11 170L13 164H11L10 158L7 156ZM56 156H57V152H56ZM72 157H73V159H71ZM53 158L56 159L55 155L53 156ZM53 158H52V161H53ZM241 159L244 162H242ZM228 160L231 162L230 164H232L233 161H235L233 163L234 165H235L236 161L238 162V160L241 161L243 164L246 162V164H245L246 166H247V163L250 166V163L252 161L254 171H253V169H251V166L250 167L248 166L250 170L248 169V167H247V170H249L253 175L251 173H249L250 177H248L247 179H249V180H247L246 177H247L248 174H246L247 171H244V174H246V177L244 176L245 177L244 179H246L247 181L244 182L242 179H240V181L243 182V183H240V181L235 183L236 181L235 182L234 181L231 182L230 180H227L228 177H226V176H227V173L229 172L228 171L229 169H227L226 165L229 162ZM156 162H157V160H156ZM175 162L176 161L172 162V164H174ZM230 164L228 166H229V168H232V167H230ZM237 164H239V163H237ZM169 165H171V163L167 165L168 168H170ZM234 165H232L233 168H234ZM153 166L154 165H152V167L150 166L152 168V170H154ZM147 167L150 169L149 165ZM172 167H174V166H172ZM23 169H24V165H22L21 172L23 171ZM155 169H156V166H155ZM156 170L158 171V166H157ZM156 170L154 171L155 172L154 173L155 176L152 174V172H153L152 171L151 174L153 175V177L150 176V179H148L146 177L148 179L149 184L153 183L151 180H153V178H156V176L159 178V176H158L159 174H158V172ZM210 170L211 169H209V171ZM243 170H244V168H243ZM173 171H170V172L171 173H175ZM184 171L181 170V171H178L177 173H179V172L182 173ZM232 171L234 173L235 172L239 173V169L236 170V168L232 169ZM232 171H230V172L233 175L234 173ZM241 171L242 170H240V173H239L240 175L239 174L238 175L240 177H243L244 174L242 175ZM148 172H150V170ZM186 172L187 171H185V173ZM218 172H220V174H219L220 176L215 177V176H217L215 174L218 173ZM223 172L224 173L226 172L225 173L226 175L222 174ZM185 173H184V176H186ZM199 173L200 174L202 173V175L200 177H199V175H200ZM237 173L234 174L235 176L233 175L234 178H236V179L238 178ZM182 174H180V173L178 174L179 175L178 177H180L181 179H182V177H184ZM190 176H189V178H190ZM158 178H156V179H158ZM174 178H176V177H174ZM187 178L188 177L183 178V179H186L185 181L184 180L183 181L186 183V186L189 185L190 190L192 189L193 192H194V190L198 189V188H196V189L194 188V186L197 187L196 186L197 184L194 183L192 180H191V182H188L187 180H189V178L188 179ZM143 179L145 180V178H143ZM176 179H178V178H176ZM222 179H226L227 182H225V180H224V182L221 181ZM201 180H202V182H201ZM134 181L139 183L137 177L134 179ZM179 181H180V179H179ZM148 182H147V186H145V182H144V186L146 188L148 187L150 189L149 191H151L152 189L150 187H152V186H149ZM158 182H159V179L157 180V183ZM184 182H183V187L181 188L182 190L185 187V183ZM218 182H214L212 185H214V186L218 185ZM246 182L247 183L250 182L253 185L255 184L256 187L255 186L254 187L257 190H254V191H256L257 194H258V196H256L257 202L254 199L255 197L253 198V197H251L250 194L246 193L247 190H248V192H249V190H250V192L253 191L252 190V186L250 187V184L248 183V187L251 188V189H249L247 187V183ZM12 183L15 184L16 182H12ZM190 183H191V185H190ZM200 183H198V187H199ZM230 183H232L231 184L232 187H230ZM141 184H142V181H141ZM160 184H161V181H160ZM162 184H163V182H162ZM233 184H234L235 187L233 186ZM236 184L237 185L241 184L240 186H238L239 188H241V186L243 184H244L243 186H245V184H246V187H244L245 189L241 188V190L239 191V188L236 186ZM136 185H138V184H136ZM136 185L133 186V187L136 188ZM169 185H170V181H169ZM162 186H164V185H162ZM181 186H179V187H181ZM214 186H212V188ZM189 187L187 188L188 190H189ZM236 187H237L238 190L234 189ZM139 188H140V186H139ZM139 188L137 187V189H139ZM148 188L146 190L147 192H148ZM169 188H170V186H169ZM229 188L227 190L230 193L232 190H230ZM155 189H156V187H155ZM173 189H174V186H173ZM178 189H180V188H178ZM181 189L179 190V193L181 192ZM134 190H136V189H134ZM159 190L156 189V191L155 190H153V191H154V193L156 195H158L159 194L158 192H160ZM216 190L217 191H215V188H213V190H212V191H214V193L212 192L213 195L214 194L217 195L219 190L218 189H216ZM20 191H21V189H20ZM161 192H162V190H161ZM171 192H172V190L170 191V193ZM173 192H174V194H178L177 193L178 190L176 189V187H175ZM184 192H185V190L183 191V194H184ZM186 192H188V191L186 190ZM193 192L191 193L192 195L190 194L191 196L188 198V201L190 199L193 202V204L190 203V201L188 202V201L185 200L186 199V194H185V199H183L184 197L182 195V192L180 194V195H182L181 197H183L181 199L182 201L179 200L180 203L181 202L183 203V204L181 203L182 204V207H181L182 210L180 211L181 220L179 218V221H181V222H179L176 225V227L178 226L180 229L183 228V230H184V229H186L187 225H190V227H187V230H188V228H190V230H188V232L191 234V238L194 241H195V238L198 237V236L201 237L203 235L202 237L205 236V238H206L209 235L208 233L212 230L210 232V234L213 233L214 236L212 235V237H211L209 235L210 237H208V238L209 239L210 238L211 239L214 238L215 240H213V239L212 240L215 241L219 245L216 248L217 249H221L223 247V245L221 244L222 237L224 236L225 232H229L230 231V228H231L230 226L233 227L234 224L231 225L230 223L225 224V222L224 223L222 222L223 225H221V227L222 226H224V228L227 227L226 229L229 228V231H219L216 234L215 233V229H217L218 226L216 227L215 224L217 225L219 223V221L218 222L216 221L217 223L215 222V224H212V225L210 224L214 220L212 219V217H211V219L213 221L210 220V216H208V214H210V213H208V210H207L208 208L207 209H203V212H202V210L200 212L198 211L199 214H197V211H195V213L193 212L192 209L195 208V207H193V205H194V201L193 200L195 198L193 196L195 193H193ZM228 192L226 191V195H227ZM220 193H221V191H220ZM220 193H219L218 197L220 199H221V197H223L224 201L222 203L224 205H225V203L227 204L226 200H228L229 198L230 199L233 198V197L232 198L229 197L230 196L229 193H228V196H226V197H225L224 194H223V196L220 195ZM246 194H247V196H246ZM19 195H21V194H19ZM94 195H96V197H94ZM248 195H250V197L252 199H254V200L248 198ZM73 196L77 197V198H72ZM218 197L216 196V200L218 199ZM95 198L98 199V201H96ZM169 198H171V196L168 197V199ZM177 198L174 199L172 197L171 203H174V201L177 200ZM211 198H212V196H211ZM225 198H226V200H225ZM150 199H152V198H150ZM179 199H180V197H179ZM214 199L213 200L211 199V200L214 201ZM230 199L228 200V203H229ZM237 199H239V200H237ZM153 201H151V202H153ZM184 201L192 204L190 206V207H193L192 209H190L192 213H190V212L188 213L186 211L187 206H189V204H186ZM212 201H209V202H212ZM242 201L245 202V203H243ZM209 202L207 200L208 204H210ZM231 202L232 201H230V203ZM195 203H197L196 205L198 206V207L196 206V208L199 209V206L201 205L200 203H202V202L199 203V202L195 201ZM222 203H221V205H223ZM148 204H150V203H148ZM215 204L217 205L216 202H215ZM153 205L154 206H152V208L154 207V209L158 211V209L155 208L156 202H154ZM203 205H201V206L204 208ZM210 205H213V204H210ZM227 205H229V204H227ZM146 206L147 205L145 203L144 207H146ZM223 206H220V208L223 207ZM241 206H243V207H241ZM19 207H21V206H19ZM185 207H186V209H185ZM224 207H225V209H224ZM224 207L221 209V211H223V209H224V210H226L225 212H229V211H231V209L234 208L233 206H232L233 208L232 207L228 208V206L226 207V205ZM148 208L151 209L150 205H149ZM171 208H172V206H171ZM142 209H144V208L142 207ZM227 209H229V211ZM253 209H255V211H253ZM144 211H142V212H144ZM188 211H189V209H188ZM139 212H141V210ZM142 212L140 214L142 215L143 219H145L146 221L148 220L147 218H151V216H155V215H150V213H145V212L142 213ZM182 212H184L183 216L185 218L182 216V214H181ZM201 212L203 214H205L204 217H205L206 220L204 221V219H202L204 221V223H203V222L200 221L201 219H198L199 221L197 220V222L198 223L201 222L203 225L201 227L200 226L197 227V226L194 225V224L197 225V223L194 222L195 220L192 219V216L194 215L193 218L196 217L197 215L200 216ZM155 213H156V211H155ZM229 213H231V212H229ZM229 213L227 215H225V216L229 217L231 215ZM168 215H170V214H168ZM235 215H238V214L235 213ZM89 216H91L90 219H89ZM176 216L178 217L179 214L176 215ZM118 217L121 218L120 222H119L120 230L124 234L130 236L132 240H131V242H120V241L117 242V247L116 248H117V252H118L117 255H118L119 262L115 263L112 260L101 256V254L99 252V248L97 246V241H96L95 238L101 236V234H102L104 228L106 227V225L111 220L116 219ZM139 217H140V215H139ZM139 217L137 219H139ZM220 217H221V221H223L222 216H220ZM239 217H241V216H239ZM169 218H171V217H169ZM237 218H238V216H237ZM191 219H192V221H190ZM8 220H10L12 222L10 223ZM177 221H178V219H177ZM189 221L191 223H189ZM232 221L235 222V220H232ZM238 221L239 222H246V221H241L240 219H238ZM173 222H176V220L173 221ZM193 222H194V224H193ZM230 222H231V220H230ZM248 222H250V221H248ZM170 223H172V222L170 221ZM200 224H198V225H200ZM86 225H87V223H86ZM213 225H214L215 229H214ZM193 226H194V229H192ZM15 227H17V230L15 229ZM90 227H92V226H90ZM142 227H143V229H142ZM195 227L199 228V229H195ZM139 228H140V230H139ZM237 228L238 227H236V229ZM18 229H19L20 232L18 231ZM141 229L144 232L143 234H142ZM208 229H209V232H208ZM183 230H182V232H183ZM232 230H233V228H232ZM241 230H242V227H241ZM160 231H161V229H160ZM177 231H179V230H177ZM177 231H175V232H177ZM205 231H206V233L208 232L207 236H206V234H204ZM233 231L229 232V237H230V233L233 232ZM170 233H171V231H170ZM170 233H169V235H170ZM145 235H144V237H145ZM9 236L7 238H9ZM3 237H5V236H3ZM10 238H11V236H10ZM169 239L171 240V238H169ZM199 239L196 238V240H198V241H199ZM211 239L209 241H212ZM226 239L227 238H225V240ZM144 240L149 241L150 243L149 242L146 243V242H144ZM208 240H206V243H208ZM200 241H199V243H200ZM16 242H17V240H16ZM196 242L197 241H195V245H196ZM203 242H205V241L202 240V243ZM199 243H197V244H199ZM206 243H205V245H206ZM216 243L214 245H217ZM235 243H237V242H235ZM30 245L32 246L33 244H30ZM200 245H201V243H200ZM207 245L208 246L210 245V247H213L212 246L213 244H211V242H209ZM51 246L52 245H50V247ZM157 246H160V245H157ZM191 246H193V247H191ZM197 247H198V245H197ZM197 247H195L194 250ZM32 248H33V246H32ZM199 248H197V249H199ZM225 248H227V247H225ZM238 249H239V244H238ZM247 249H249V248H247ZM32 252L38 253L39 255H40V253L41 254L45 253V252H43V249L37 248V246L34 248V251H32ZM47 252L48 251L46 250V253ZM217 252L218 251H216V254H214V253L213 254L217 256ZM220 252H221V250H220ZM231 252H233V254H231ZM247 254H248V252H247ZM224 260H227V261H224ZM246 262H247V260H246ZM255 263L257 264V261ZM51 264H56V263H55V261H51Z\"/></svg>", "mask_w": 264, "mask_h": 264}, {"label": "crops", "instance_id": "3", "mask_svg": "<svg viewBox=\"0 0 264 264\" xmlns=\"http://www.w3.org/2000/svg\"><path fill=\"white\" fill-rule=\"evenodd\" d=\"M258 1L264 8V0ZM176 2L163 0V4L170 7L167 17L173 26L184 22L179 20ZM133 11V6H128L124 0H0V69H29L30 77L25 80L29 102L26 108L38 130L44 133L49 128L43 111L47 101L67 111H73L77 103L75 86L64 81L76 74L72 73L75 67L61 65L58 55L68 26L78 28L87 44L94 47L92 64L80 66L83 68L79 70L89 71L93 83L92 78L105 84L101 75L112 81L125 78L122 73L125 65L133 62V58L145 60L142 57L147 49L146 33L142 24L131 17ZM95 239L101 256L112 261L118 257L117 242H127L117 218ZM17 242L0 237V264H41L28 246ZM69 246L68 241L57 244L63 252ZM55 263L71 264L67 260L63 262L62 257H57Z\"/></svg>", "mask_w": 264, "mask_h": 264}, {"label": "built area", "instance_id": "4", "mask_svg": "<svg viewBox=\"0 0 264 264\" xmlns=\"http://www.w3.org/2000/svg\"><path fill=\"white\" fill-rule=\"evenodd\" d=\"M20 76L24 77L25 73L20 72ZM31 237L33 242L43 249L44 258L41 264H49V261H55L57 254L55 247L50 250V245L56 246L58 243L67 241L76 235V227L71 220H64L60 212L47 211L32 219ZM48 248V249H46ZM46 250L48 251L46 253Z\"/></svg>", "mask_w": 264, "mask_h": 264}, {"label": "trees", "instance_id": "5", "mask_svg": "<svg viewBox=\"0 0 264 264\" xmlns=\"http://www.w3.org/2000/svg\"><path fill=\"white\" fill-rule=\"evenodd\" d=\"M128 242V241H127Z\"/></svg>", "mask_w": 264, "mask_h": 264}]
</instances>
